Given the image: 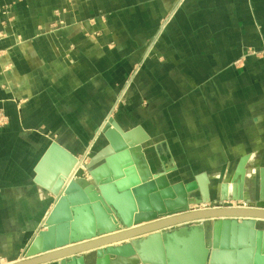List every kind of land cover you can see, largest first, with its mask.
Instances as JSON below:
<instances>
[{
  "label": "crops",
  "instance_id": "1",
  "mask_svg": "<svg viewBox=\"0 0 264 264\" xmlns=\"http://www.w3.org/2000/svg\"><path fill=\"white\" fill-rule=\"evenodd\" d=\"M0 114V264L42 253L82 158L113 197L164 173L154 211L179 184L257 201L264 0H0Z\"/></svg>",
  "mask_w": 264,
  "mask_h": 264
},
{
  "label": "water",
  "instance_id": "2",
  "mask_svg": "<svg viewBox=\"0 0 264 264\" xmlns=\"http://www.w3.org/2000/svg\"><path fill=\"white\" fill-rule=\"evenodd\" d=\"M112 123L110 118L102 130ZM84 172L80 168L72 177L48 216L39 234L42 253L6 264L58 259L57 264H86L90 259L92 264H264V170L257 201L228 193L227 185L214 187L215 195L213 188L201 187L197 194L179 184L166 207L157 211L150 210L148 197L155 183L168 184L164 173L121 181L122 191L113 197L105 185L98 190ZM202 203L210 206L201 208ZM84 215L92 219L88 226L79 224ZM81 238L88 241L78 243ZM86 251L92 253L72 258Z\"/></svg>",
  "mask_w": 264,
  "mask_h": 264
},
{
  "label": "rangeland",
  "instance_id": "3",
  "mask_svg": "<svg viewBox=\"0 0 264 264\" xmlns=\"http://www.w3.org/2000/svg\"><path fill=\"white\" fill-rule=\"evenodd\" d=\"M236 64H239V62H237ZM128 84L126 83L127 86H128ZM127 93H128V90L127 91H124V96L122 95L123 97H120L119 98V102L122 103L127 98ZM2 123H4V122H2ZM92 148H93V146H90L89 155L92 153V151H91V150H93ZM79 160H81V159H79ZM81 166L83 167V169L85 171V169H86V162H82L81 163ZM78 170H79L78 167L74 169L75 172L73 171L74 172L73 175H72L73 177L75 176V174L77 173ZM230 201H231L232 205H237V202L236 201H233V200H230ZM215 202L222 203V205H226L227 204L225 201H219V200L216 201L215 200ZM240 202L242 203L244 201H240ZM208 206H210V203H207V204L206 203H202V204L199 205V207H201V208H205V207H208ZM193 207H196V205L195 206L193 205ZM175 227H177V226H175Z\"/></svg>",
  "mask_w": 264,
  "mask_h": 264
},
{
  "label": "built area",
  "instance_id": "4",
  "mask_svg": "<svg viewBox=\"0 0 264 264\" xmlns=\"http://www.w3.org/2000/svg\"><path fill=\"white\" fill-rule=\"evenodd\" d=\"M5 118H6L5 116H2V115L0 114V123H2V122H3V119H5ZM89 150H90V147L88 148V150H87L86 153H85L86 158L89 157ZM82 162H86V160H85L84 158H82L81 160L78 159V161H77L78 169H80V168L82 167V166L80 165V163H82ZM79 165H80V167H79ZM82 169H83V167H82Z\"/></svg>",
  "mask_w": 264,
  "mask_h": 264
},
{
  "label": "bare ground",
  "instance_id": "5",
  "mask_svg": "<svg viewBox=\"0 0 264 264\" xmlns=\"http://www.w3.org/2000/svg\"><path fill=\"white\" fill-rule=\"evenodd\" d=\"M80 165H81V163H80ZM80 165H79V166H80ZM77 167H78V164H76V167H75V168H77ZM5 264H6V263H5Z\"/></svg>",
  "mask_w": 264,
  "mask_h": 264
}]
</instances>
